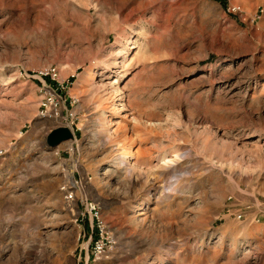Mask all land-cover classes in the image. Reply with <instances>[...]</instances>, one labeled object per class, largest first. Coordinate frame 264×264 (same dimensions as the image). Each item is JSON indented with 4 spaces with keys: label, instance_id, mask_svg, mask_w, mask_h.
<instances>
[{
    "label": "rangeland",
    "instance_id": "1",
    "mask_svg": "<svg viewBox=\"0 0 264 264\" xmlns=\"http://www.w3.org/2000/svg\"><path fill=\"white\" fill-rule=\"evenodd\" d=\"M92 200L96 264H264V0H0V264H83Z\"/></svg>",
    "mask_w": 264,
    "mask_h": 264
},
{
    "label": "built area",
    "instance_id": "2",
    "mask_svg": "<svg viewBox=\"0 0 264 264\" xmlns=\"http://www.w3.org/2000/svg\"><path fill=\"white\" fill-rule=\"evenodd\" d=\"M229 11H241L240 6H230ZM40 78L56 79L57 73L55 69H50L45 72L39 73ZM49 82V81H48ZM50 82V83H51ZM41 91L43 93L40 107L42 108V115L47 114L48 110L52 108L55 99L57 98L56 90L46 81L41 83ZM81 185L76 180H67L62 186L61 190L64 193V198L71 202L74 199V193L76 188ZM84 209L80 212V220L84 227L79 233L78 240L82 239L80 246V259H83V264H96L103 258H107L116 245V237L111 230L106 219L103 216L101 203L98 201H83ZM259 212L256 213L253 210V205L248 204L245 208V212H240L237 216L238 219H251L250 221H260L259 215L264 214V201H259ZM256 213V214H255ZM80 224V225H82ZM84 253L83 258L81 254Z\"/></svg>",
    "mask_w": 264,
    "mask_h": 264
},
{
    "label": "water",
    "instance_id": "3",
    "mask_svg": "<svg viewBox=\"0 0 264 264\" xmlns=\"http://www.w3.org/2000/svg\"><path fill=\"white\" fill-rule=\"evenodd\" d=\"M74 138L72 130L67 126H59L52 130L47 137V143L51 147H56L61 143Z\"/></svg>",
    "mask_w": 264,
    "mask_h": 264
},
{
    "label": "trees",
    "instance_id": "4",
    "mask_svg": "<svg viewBox=\"0 0 264 264\" xmlns=\"http://www.w3.org/2000/svg\"><path fill=\"white\" fill-rule=\"evenodd\" d=\"M223 6L227 7V0H218ZM47 81L51 82L50 79H48Z\"/></svg>",
    "mask_w": 264,
    "mask_h": 264
},
{
    "label": "bare ground",
    "instance_id": "5",
    "mask_svg": "<svg viewBox=\"0 0 264 264\" xmlns=\"http://www.w3.org/2000/svg\"><path fill=\"white\" fill-rule=\"evenodd\" d=\"M69 147H70V149H72V150L74 149V147H73V145H71V143H69ZM140 214H142V213H139L138 215H140ZM135 219H136V218H135ZM143 220H144V218H143ZM143 220H142V221H143Z\"/></svg>",
    "mask_w": 264,
    "mask_h": 264
},
{
    "label": "crops",
    "instance_id": "6",
    "mask_svg": "<svg viewBox=\"0 0 264 264\" xmlns=\"http://www.w3.org/2000/svg\"><path fill=\"white\" fill-rule=\"evenodd\" d=\"M76 256V254L74 255V257ZM69 264H73V262H70Z\"/></svg>",
    "mask_w": 264,
    "mask_h": 264
}]
</instances>
